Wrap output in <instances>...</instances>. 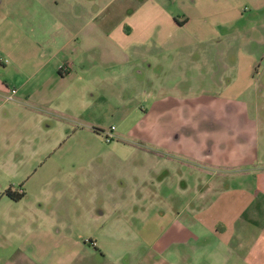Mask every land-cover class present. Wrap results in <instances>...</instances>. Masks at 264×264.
<instances>
[{
    "label": "crops",
    "instance_id": "1",
    "mask_svg": "<svg viewBox=\"0 0 264 264\" xmlns=\"http://www.w3.org/2000/svg\"><path fill=\"white\" fill-rule=\"evenodd\" d=\"M115 1L0 0V133L19 137V151L38 146L45 157L61 148L67 121L99 136V117L115 118V111L98 107L100 82L149 87L144 95L160 117L179 102L163 91L180 92L179 108L192 115L157 133L161 149L172 156L160 162L158 183L163 186L171 170L187 168L192 185L182 179V188L191 196L182 211L158 213L164 222L152 231L147 210L111 207L115 196L105 189L85 198L71 186L64 190L70 197L38 198L39 208L24 213L31 220L18 234L23 253L0 255V264H264V104H257L264 99V74L258 77L254 48L264 47V0H147L128 5L119 22L110 12ZM242 21L255 24L238 48L240 32L232 31ZM229 37L239 50L227 46ZM152 44L160 53L148 56ZM11 90L17 94L8 101ZM183 139L201 146H183ZM83 172L82 165L59 163L47 181L57 183L65 174L64 180L82 184ZM145 198L140 193L138 203ZM25 199L26 193L15 201ZM54 216L76 222L35 231L36 220ZM165 220L178 223L171 242L159 233L168 229ZM72 231L79 237H54Z\"/></svg>",
    "mask_w": 264,
    "mask_h": 264
},
{
    "label": "rangeland",
    "instance_id": "2",
    "mask_svg": "<svg viewBox=\"0 0 264 264\" xmlns=\"http://www.w3.org/2000/svg\"><path fill=\"white\" fill-rule=\"evenodd\" d=\"M145 2L147 0H116L110 7V12L113 14V20L119 22L126 16L124 11L128 5L133 3V9L137 3ZM152 1V0H151ZM156 1V0H155ZM250 6V3H249ZM110 13V14H111ZM259 23L264 24V10L259 12ZM246 21L239 23V27L234 28L232 34L237 36L235 29L240 32L238 40H234L233 37H229L227 40V46H231L234 50H239L242 39L247 36L246 29L249 26H253L255 23ZM245 25V27H244ZM244 32L243 36L241 32ZM242 36V37H241ZM240 37V38H239ZM237 41V47H234L231 43ZM149 50L146 52L148 56L157 55V48L154 44L149 46ZM256 51H258V72L264 74V47L254 45ZM138 52L142 53L143 49L138 48ZM156 60H149L148 63H154ZM181 72L188 74V68L185 67V60L180 61ZM156 68V67H155ZM264 84V79H263ZM97 93L99 97V106L106 110L115 111V118L105 120L99 117V124L96 126V130L103 131L98 135H92V133L86 132L74 123L67 121L65 123V137L61 141V148L51 155L43 156L42 150L38 146L24 147L22 150H18L16 142L19 137L13 136L8 132L1 131L0 133V255L4 258L11 257L13 254L16 258L22 255V245L18 240V234L26 231L28 222L31 220L26 213L29 209L39 208L40 202H37L38 198L46 197L48 195L54 197L65 196L70 197V194H64L65 189L81 190L85 198L96 193L97 190H106L105 195L110 196L114 194L113 199L110 200L111 207L122 206L126 207L131 204L133 206L132 212L139 213L147 210V224L149 230L156 231L159 228V224L164 220L157 218L158 213L165 214L168 211H182L183 204L188 201V197L191 194L188 193V185L191 187L192 178L188 177L187 168L180 167V172L177 169L171 170L169 178L161 186L158 180L162 177V172L159 170L161 167V161L165 158H171L170 154H166L161 149L162 139H157V133H162L163 130H167L176 125V121L179 116H184L192 113H188L187 108H179L181 105L180 92L172 94L171 91H163V96L170 98H176L179 100L176 108L166 113L164 117H160L154 111L152 112L151 103L152 100H148L144 91H148L149 87L143 86V84H130L128 86L117 83L111 88V85L106 83H98ZM158 93L157 90H152V93ZM161 93V92H160ZM190 93L193 92H184ZM198 94L199 92H194ZM253 104V103H252ZM255 104V103H254ZM257 104H264V99H259ZM250 109L253 111L252 105ZM201 115H206L205 112H201ZM178 115V117H176ZM184 121V119H182ZM114 127V132L111 136V128ZM208 128L207 130H209ZM94 131V130H93ZM95 132V131H94ZM5 133V134H4ZM16 134V133H15ZM97 134V133H94ZM112 137V140L107 141V137ZM51 137H54L52 135ZM36 140V139H35ZM38 141V140H37ZM36 141V142H37ZM198 140L183 139L180 144L185 146L188 143H193L194 147L199 148L201 146ZM42 159V161H39ZM63 163L66 165L79 164L83 166V183H71V180L67 179L65 174L60 178L61 181L50 184L47 181L49 177L50 169L54 168L57 164ZM72 167L66 168V172L71 170ZM161 172V173H160ZM183 181L187 184V190L183 189ZM47 182V183H46ZM20 188L26 193V201L23 203L16 202V194L14 199L7 194L8 191L16 192ZM182 188L184 193L178 191ZM96 190V191H95ZM145 194L146 198L142 200V203H138L139 194ZM1 194L3 197H1ZM157 194L159 196L157 197ZM8 197V198H7ZM11 198V199H10ZM63 205H67L63 203ZM45 206V205H44ZM43 206V207H44ZM186 211V210H184ZM54 219L48 220H36L34 228L35 231L50 230V225L61 224V226H72L76 222V219H58L54 216ZM58 217H64L60 213ZM175 218V215H174ZM135 226H139L140 218H134L132 220ZM172 224V220L168 222L165 220V225L168 224L162 233V239L164 242H171L173 237V231L178 227L177 221ZM133 226V233L131 238L133 241L139 239V234L136 232L135 226ZM6 229L14 230V235H11ZM55 234V232H54ZM79 232H68L63 234H55L54 237L63 239L64 237H79ZM15 236V237H14ZM88 234L81 236L85 241H89ZM100 238V236H98ZM152 237H157L152 235ZM106 239V238H105Z\"/></svg>",
    "mask_w": 264,
    "mask_h": 264
},
{
    "label": "built area",
    "instance_id": "3",
    "mask_svg": "<svg viewBox=\"0 0 264 264\" xmlns=\"http://www.w3.org/2000/svg\"><path fill=\"white\" fill-rule=\"evenodd\" d=\"M7 62V61H6ZM17 94V91L16 90H11V92H10V94L7 96V100L8 101H13L14 100V98H15V95ZM113 130H114V127L113 128H111V136H112V132H113ZM112 140V137H107V141H111Z\"/></svg>",
    "mask_w": 264,
    "mask_h": 264
},
{
    "label": "trees",
    "instance_id": "4",
    "mask_svg": "<svg viewBox=\"0 0 264 264\" xmlns=\"http://www.w3.org/2000/svg\"><path fill=\"white\" fill-rule=\"evenodd\" d=\"M95 131H97L99 133H102L103 132L101 130H96V129H95ZM7 194L10 195L12 199H14V194H12L10 191H8ZM24 195H25L24 192H22V193H16L17 198H15L14 200L17 201L19 199H22L24 197Z\"/></svg>",
    "mask_w": 264,
    "mask_h": 264
}]
</instances>
